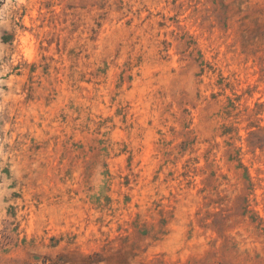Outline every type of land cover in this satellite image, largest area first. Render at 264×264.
Masks as SVG:
<instances>
[{
  "label": "rangeland",
  "instance_id": "374dc122",
  "mask_svg": "<svg viewBox=\"0 0 264 264\" xmlns=\"http://www.w3.org/2000/svg\"><path fill=\"white\" fill-rule=\"evenodd\" d=\"M0 264H264V0H0Z\"/></svg>",
  "mask_w": 264,
  "mask_h": 264
}]
</instances>
